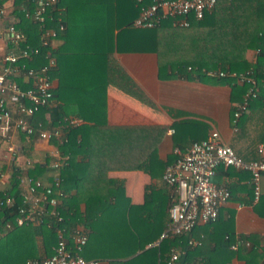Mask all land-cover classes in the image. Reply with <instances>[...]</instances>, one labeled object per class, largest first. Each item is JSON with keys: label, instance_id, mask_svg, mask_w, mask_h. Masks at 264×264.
I'll list each match as a JSON object with an SVG mask.
<instances>
[{"label": "crops", "instance_id": "1", "mask_svg": "<svg viewBox=\"0 0 264 264\" xmlns=\"http://www.w3.org/2000/svg\"><path fill=\"white\" fill-rule=\"evenodd\" d=\"M78 5L82 13L93 6L84 2ZM19 6L17 0L4 3V14L0 16L2 29L8 23L18 24L20 19L16 11ZM93 23V20L86 22L81 18L75 30L68 33L67 41L61 37L53 40V49L59 56V75L53 78L54 89H60L58 102L70 117L82 113L92 121L102 118L103 110L104 123L89 124L88 166L76 189L72 190L82 213V220L77 225L87 232V242L81 254L86 259L96 260L97 264H164L159 246L163 239L161 234L168 224L167 210L173 190L165 184L160 173L151 176L142 169H109L108 132L111 128H163L157 143V155L166 163L175 155L174 124L180 120H200L207 125L205 138L210 129L215 128L230 145L238 131V127L236 130L233 128L231 114L239 100L231 99L232 88L228 82L178 76L159 78L160 63L190 57L192 29L178 28L172 22L163 24L158 29L159 49L156 52L118 51L116 48L105 51V45L96 42L98 38L95 36L102 38L101 31L93 32L89 27ZM5 49L4 33L0 36V59ZM252 55L247 50L246 58L253 60L254 52ZM77 118L80 119L79 124L86 122L80 116ZM170 129L173 131L169 132ZM21 142L20 132H15L13 159L7 144H0V167L3 165L0 172H5L8 180H11L14 165L21 174L27 172L26 158L40 162L46 158L35 143L32 151L38 155L23 156ZM249 176L247 171L232 167L217 169L212 180L217 185L228 187L230 197L218 210L219 223L198 222L190 232L177 239L175 247L183 250L181 257L188 247L189 238L201 239V250L188 256L184 264H207L209 256L214 264L226 261L227 252L219 255L216 249L222 231L227 229L232 230L237 245L249 235L259 236L261 245L264 244V218L255 210ZM110 179L122 183L123 192L118 195V203L112 197L111 204L115 207L86 212L85 201L92 196L108 194ZM149 200L152 204L147 206L145 203ZM230 249L236 251L231 245ZM226 263L245 264V261L233 255Z\"/></svg>", "mask_w": 264, "mask_h": 264}, {"label": "trees", "instance_id": "2", "mask_svg": "<svg viewBox=\"0 0 264 264\" xmlns=\"http://www.w3.org/2000/svg\"><path fill=\"white\" fill-rule=\"evenodd\" d=\"M150 1L58 0L49 9L46 26L57 30L56 38L61 37L67 41L68 33L75 30L79 19L84 18L86 22L93 20L95 23L89 27L93 32L101 31L102 38L95 37L98 38L96 42L105 45V51L116 48L118 51L156 52L159 49L158 29L171 21L165 20L161 26L150 29L135 28L131 25L133 19L138 15L139 7L143 4H149ZM81 2L90 3L93 6L85 10L86 13H82L78 9V4ZM17 3L26 4L29 9L33 8L31 0H17ZM16 14L20 19L16 27L25 33L29 44L38 45V24L27 18L23 11L18 10ZM189 21L188 27H177L192 29V42L189 45L190 57L185 56L173 62L160 63L158 76L159 78L178 76L186 79H212L213 81L228 82L232 88L231 99L240 100L245 91L244 85L228 77L210 76L207 71L217 68L230 71L251 69L260 85V92L256 98L250 101L249 112L239 118L237 122L238 131L233 135L230 146L235 154L243 160H257L259 159L257 146L264 142V0H216L214 7L206 11L201 19L190 16ZM59 25H63L62 30L58 29ZM114 31H116L115 34ZM47 50H50L51 55L56 59V67L51 74L55 78L59 75L57 70L59 56L53 47H41L40 53L34 56L32 60L26 61V65L37 68L45 64ZM247 50L254 51L253 60L246 58ZM54 98L56 104L42 107L35 114V117L42 122L43 127L63 129L68 138L67 142L59 146L64 153L69 154L68 164L57 172L65 180L63 189L68 193L62 211L66 216L63 225L70 241L69 233L82 220V213L72 190L76 189L88 166L90 154L89 124H103L104 118L103 110L102 118L93 121L88 120L80 113L77 117L80 116L86 122L77 126H70L64 120L65 117L69 116L67 111L58 102L60 100L59 88L54 89ZM174 126L176 131L174 144L182 150L193 141L205 138L207 125L200 120H180ZM163 132V128H111L108 137H106L109 169H142L151 176H156L158 173L162 176L165 166L176 157L174 155L166 163L159 160L157 143ZM20 137L22 138L21 154L23 156H37L38 153L32 151L33 137L26 136L24 133H20ZM1 143H4V140L0 138ZM49 161L48 158H45L43 163L35 162L28 166L27 174L41 179L45 183H51L54 170L49 167ZM2 168L3 165L0 170ZM20 174L21 170L14 165L11 170V191L15 195H17V176ZM122 192V183L110 179L108 194L92 196L87 199L85 211L115 207V204H111L110 199L113 197L116 199L115 203H118V195ZM16 197L15 205L4 210L6 219L12 218L13 213L21 204L19 196ZM149 203L152 204L151 200L145 204L148 206ZM170 204L171 200L168 205L170 206ZM255 210L264 218V188L256 202ZM8 211L13 213L9 214ZM167 220L169 221V218ZM217 221L218 223L220 221L218 215L215 221L206 224L216 225ZM3 230L4 222L1 220L0 231ZM179 237L181 238L182 235L166 237L160 241L159 247L161 258L164 257V264H167L170 249L178 244L177 239ZM56 240L55 229L48 228L43 224L39 226H16L0 234V264H24L27 259H41L44 256H49ZM246 241L250 243L249 246L246 245ZM236 242L232 230L222 231L216 253L220 255L223 251L227 252V260L221 261L220 264H227L226 262L233 255L244 259L245 264H264V244L261 245L259 236L249 235L245 237L237 245L236 251H232L230 245ZM201 248L200 245L193 249L185 248L184 256L177 258L175 263L184 264L188 256L193 253L195 255ZM207 262V264H214L210 256Z\"/></svg>", "mask_w": 264, "mask_h": 264}, {"label": "built area", "instance_id": "3", "mask_svg": "<svg viewBox=\"0 0 264 264\" xmlns=\"http://www.w3.org/2000/svg\"><path fill=\"white\" fill-rule=\"evenodd\" d=\"M0 0V16L4 14V3ZM33 8L26 4L19 6L24 15L38 24L39 44L33 46L27 42V36L8 23L0 27V36L6 35V49L0 59V138L7 144L11 159L15 156L13 138L15 132L33 137V143L43 151L48 158L49 167L54 170L51 183L23 173L17 176V195L11 191V180L5 172H0V222H4L5 232L14 227L39 226L54 228L57 240L52 246V253L41 259H27L24 264H97L96 260L82 256V248L87 242V232L76 225L67 237L63 223L66 216L62 211L68 193L64 191L65 180L58 170L68 164L69 154L59 147L68 141L66 131L59 127H43L35 114L42 107L54 106V79L52 70L56 67V59L50 50L46 51V63L34 68L28 67L26 61L32 60L40 53L41 47H53L57 30L46 26L49 9L58 0H31ZM216 0H151L149 4L139 7L138 15L131 25L135 28H156L165 20H170L173 26L188 27L189 17L201 19L206 11L211 10ZM59 30L63 25H59ZM207 74L214 77H228L245 86L241 99L232 110L231 122L237 129L239 118L249 111V104L260 92V85L253 71L211 69ZM48 117V116H47ZM70 126H77L80 119L65 117ZM170 129L169 132H172ZM175 159L167 164L162 173L166 185L172 188L171 204L168 208V224L161 238L180 236L192 230L198 223H209L216 220L218 210L230 197V190L223 185H217L212 178L218 167H232L247 171L252 187V201L257 202L264 188V142L257 146L259 159L246 161L237 156L232 147L221 137L217 129H210L206 138L193 141L187 148L174 147ZM44 157V158H45ZM38 159L26 158L25 164L30 166ZM45 162V160H43ZM42 162V163H43ZM16 196L21 204L12 218L5 217V209L15 205ZM4 212V214H3ZM71 213V212H70ZM2 214V215H1ZM201 243L200 238H189L188 247ZM249 245V242H245ZM232 249L237 244H231ZM183 252L178 247H172L167 264H173Z\"/></svg>", "mask_w": 264, "mask_h": 264}, {"label": "rangeland", "instance_id": "4", "mask_svg": "<svg viewBox=\"0 0 264 264\" xmlns=\"http://www.w3.org/2000/svg\"><path fill=\"white\" fill-rule=\"evenodd\" d=\"M249 51H250V53H251V57H252V56H253L252 53H253L254 51H253V50H249Z\"/></svg>", "mask_w": 264, "mask_h": 264}]
</instances>
